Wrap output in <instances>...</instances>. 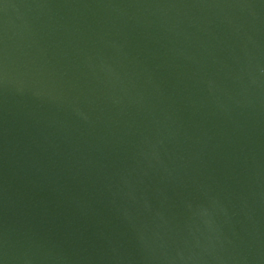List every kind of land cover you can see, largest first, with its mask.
I'll list each match as a JSON object with an SVG mask.
<instances>
[{
    "label": "water",
    "instance_id": "obj_1",
    "mask_svg": "<svg viewBox=\"0 0 264 264\" xmlns=\"http://www.w3.org/2000/svg\"><path fill=\"white\" fill-rule=\"evenodd\" d=\"M0 264H264V0H0Z\"/></svg>",
    "mask_w": 264,
    "mask_h": 264
}]
</instances>
